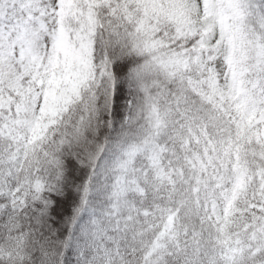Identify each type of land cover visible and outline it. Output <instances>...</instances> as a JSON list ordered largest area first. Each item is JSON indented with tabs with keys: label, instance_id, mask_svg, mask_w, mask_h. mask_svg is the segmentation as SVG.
Instances as JSON below:
<instances>
[{
	"label": "snow or ice",
	"instance_id": "obj_1",
	"mask_svg": "<svg viewBox=\"0 0 264 264\" xmlns=\"http://www.w3.org/2000/svg\"><path fill=\"white\" fill-rule=\"evenodd\" d=\"M0 264H264V0H0Z\"/></svg>",
	"mask_w": 264,
	"mask_h": 264
}]
</instances>
